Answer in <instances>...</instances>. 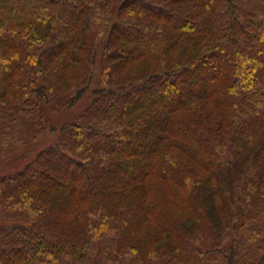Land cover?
Segmentation results:
<instances>
[{
	"label": "trees",
	"instance_id": "16d2710c",
	"mask_svg": "<svg viewBox=\"0 0 264 264\" xmlns=\"http://www.w3.org/2000/svg\"><path fill=\"white\" fill-rule=\"evenodd\" d=\"M86 96L0 177V264H264V0H0V146Z\"/></svg>",
	"mask_w": 264,
	"mask_h": 264
},
{
	"label": "rangeland",
	"instance_id": "374dc122",
	"mask_svg": "<svg viewBox=\"0 0 264 264\" xmlns=\"http://www.w3.org/2000/svg\"><path fill=\"white\" fill-rule=\"evenodd\" d=\"M96 78L99 74V65H96ZM97 81V80H96ZM96 82L92 84V87ZM90 103L86 96L81 102L73 107L57 108L54 103H42V112L47 121V128L37 137L29 135L25 142L12 141L0 146V177L16 173L33 161L38 153L58 139L59 129L74 121ZM57 131H52V128ZM29 133H33L29 131Z\"/></svg>",
	"mask_w": 264,
	"mask_h": 264
}]
</instances>
